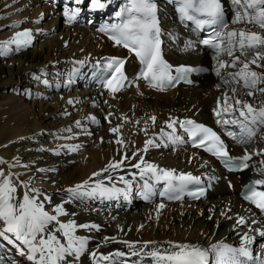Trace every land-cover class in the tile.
<instances>
[{
	"label": "bare ground",
	"instance_id": "6f19581e",
	"mask_svg": "<svg viewBox=\"0 0 264 264\" xmlns=\"http://www.w3.org/2000/svg\"><path fill=\"white\" fill-rule=\"evenodd\" d=\"M107 1L111 2L108 7ZM100 2L103 8L94 7L91 0H0V53H4L0 54V159L5 161L0 163V172L4 173L0 182L10 178L16 188L11 202H22L27 192L42 203L49 215L57 217L46 225L42 235L54 233L65 246L68 238L57 229L60 224L75 222L74 235L86 238L85 249L79 259L67 256L61 264H168L148 253H171L178 244L207 252L228 243L259 246L257 232L254 228L249 231L250 212L224 183L199 203H165L158 198V177L164 171L178 177H222L223 171L213 159L178 145V124L189 118L219 121L237 130L238 136L243 133L242 123L253 128L255 135L242 134L245 142L230 143L235 155H254L248 174L253 170L264 173V125H253L250 117L245 120L239 114V105L233 113L215 114L225 94L233 98L229 104L239 98L256 108L264 106V95L254 89L255 94L247 96L249 89L232 78L230 74L242 67L239 63L218 81L205 76L197 88L180 85L159 92L141 85L118 94L96 88L94 71L100 59L127 55L101 31L117 0ZM69 16L74 18L69 20ZM165 28L177 33L182 41L183 35L172 23ZM241 29L264 35V29L255 23L241 20L232 30ZM26 30L32 34L27 46H5L16 33ZM168 55L175 65L204 61L177 51ZM250 67L264 72L256 65ZM127 68L133 76L139 66L130 58ZM173 121V127H168ZM117 126L120 132L113 133L111 129ZM118 139L123 143L117 144ZM148 140L153 145L144 151ZM116 163L119 167H108ZM148 165L156 166L157 171L142 173ZM76 185L83 187L70 193L68 189ZM98 186L110 189V194L101 195L97 190L89 195ZM239 190L236 181L235 192ZM58 206L63 214L56 212ZM6 226L0 219V231ZM5 235L9 239L0 236V264H37L27 258L32 254L28 245L12 233L5 231ZM117 252L125 255L117 256Z\"/></svg>",
	"mask_w": 264,
	"mask_h": 264
},
{
	"label": "snow or ice",
	"instance_id": "6c2138e0",
	"mask_svg": "<svg viewBox=\"0 0 264 264\" xmlns=\"http://www.w3.org/2000/svg\"><path fill=\"white\" fill-rule=\"evenodd\" d=\"M76 2L80 3L81 0H76ZM91 3L94 7L103 8L105 6L100 0H91ZM234 3L239 4L240 0H234ZM246 8L254 10L248 22L255 23L260 29H264V0H248ZM189 9H194L207 15L208 19L197 21L199 25L220 24L222 28L227 27L223 22V14L219 0H184V7L181 8V11L188 19H193L194 17L188 14ZM77 11L79 10L77 9ZM125 13H127V19H123ZM116 15L121 17L122 22L110 26V38L117 45H122L124 48L135 53L141 64L144 65L141 75L144 79L150 81L151 86L163 90L165 87L171 85L174 80L183 78L181 76L173 77L170 75L171 66L162 58L160 28L158 27V21L155 16V6L150 0H130L129 5L121 9L120 12H117ZM73 18L69 16V20ZM241 20V15L237 13L236 20L233 22H240ZM101 31H108V28H101ZM215 35L217 37L216 42L205 40L204 43L211 44L217 50V54L224 51L228 56L233 58L230 62L221 63L220 67L231 66L235 68L239 63L242 67H240L238 72L230 74L232 78L238 84L242 81L243 87L249 89L245 93L247 96H253L255 94L254 89L264 95V87L257 88L258 84H264V72L258 73L250 67L251 65H256L257 67L264 68V63H261L264 62V35L256 31L244 29L238 32L230 31L227 33L228 39L226 44L219 39L221 33L218 32ZM31 36L32 34L29 30L18 32L15 37L5 42V46L7 44H15L18 48L27 46L31 42ZM222 44H224L223 48H221ZM77 63L82 64L83 61H78ZM124 63L125 61L123 59L113 57L107 64V69L111 72V77L107 80L106 85L112 92L119 91L122 86L121 82L127 79L123 72ZM177 71L184 73L191 71V69L181 68ZM117 73H119L118 78ZM217 75H220L219 70H217ZM225 82L227 83V81ZM232 91L235 93L236 89L233 88ZM230 99L233 98L225 94L223 105L219 106L218 104V109L215 110V114L218 117L221 116L222 112L227 114L235 112L237 110L236 105H239L240 116L244 117L245 120H248L250 117L253 125L257 123L264 125V106L256 108L251 103L239 98H235L234 103L229 104L228 101ZM69 103H72V101L69 100ZM262 105H264V102H262ZM92 119L95 120V117H92ZM151 120L155 122L156 117L152 116ZM230 122L237 123L236 120ZM76 123L79 126L80 122L77 121ZM175 123V121L169 123L168 127H173ZM225 123H229V121L226 120ZM241 126L242 131L248 137L255 135L254 129L247 124L242 123ZM180 127L184 128V131L188 133L194 145L206 146L207 151L212 152L213 155L225 158L226 164L230 167L233 165V161L236 158L228 155L227 146L224 144V141L211 128L193 120L181 121ZM111 131L113 133H119L120 127H114ZM229 135L233 134L229 133ZM175 139L181 138L176 137ZM238 142L243 143L245 140L242 137ZM116 143L122 144L123 141L118 139ZM149 145H153L152 140L146 141L144 151H147ZM75 150L73 148V151ZM240 159L247 160L249 157L245 156ZM143 162L141 160V163ZM0 163H5V161L0 159ZM119 163H122V161ZM119 163L110 164L108 167H119ZM244 166L246 167V165ZM135 167L140 168V164H136ZM141 171L142 173L144 171L155 173L157 168L154 165H148L147 169H142ZM94 175H100V173H94ZM0 177H4L3 172H0ZM159 178L171 180L173 173L164 171L163 177ZM179 179H192V177L190 175L181 176ZM84 183L86 185L88 182L85 181ZM82 187L83 185H76L74 188L68 189V191L70 193H77ZM97 190L100 191L101 195H108L111 192L106 187L98 186V188H93L89 195L95 193ZM249 191L250 195H247L245 198L252 201L261 211H264V192H257L254 188ZM15 192L16 188L12 185L10 178H5L0 182V219H3L7 225L6 232L14 234L17 240H22L24 244L29 246L32 254H29L27 258L29 260H36L37 264H61L67 256H74L76 259H79L80 254L85 249L86 238L74 235L75 228L77 227L75 222L60 224L59 229H57V231L63 230V235L68 238L67 246L61 243L54 233L48 234L45 237L42 234L45 233L46 225L51 221H56L57 217L55 215H49L44 210L43 204L37 203L27 192L23 195L22 202L17 204L12 203V193ZM160 207L162 208L164 205H160ZM56 212L63 214V208L58 206ZM240 222H244L243 218H241ZM80 227L88 228L89 225H80ZM91 227L97 228L98 226L92 225ZM5 231H0V236L9 239L5 235ZM38 237L40 238L38 239ZM9 242L11 243L12 241L9 240ZM129 246L131 247V245ZM175 248L177 250L171 253L161 254L158 251H152L148 255L159 257L161 260L167 261L168 264H209L207 250H201L198 247L187 244H178L175 245ZM214 250L217 254V264H225L224 257L227 253L236 251L235 249L224 248H216ZM239 251L243 255L248 254L245 249H240ZM20 254L24 255L25 253L21 251ZM136 254L133 252V255ZM95 255V253H92L93 257ZM115 255L124 256L125 253L117 252ZM103 258L108 259L109 257L105 256Z\"/></svg>",
	"mask_w": 264,
	"mask_h": 264
},
{
	"label": "rangeland",
	"instance_id": "374dc122",
	"mask_svg": "<svg viewBox=\"0 0 264 264\" xmlns=\"http://www.w3.org/2000/svg\"><path fill=\"white\" fill-rule=\"evenodd\" d=\"M2 21H3V19H0V23H1V24H0V32H1V33H3Z\"/></svg>",
	"mask_w": 264,
	"mask_h": 264
}]
</instances>
